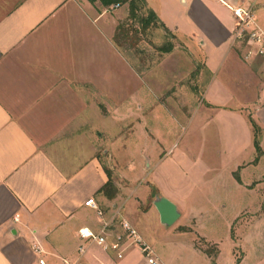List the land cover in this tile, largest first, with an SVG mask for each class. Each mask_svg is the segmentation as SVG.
Masks as SVG:
<instances>
[{"label":"crops","instance_id":"crops-1","mask_svg":"<svg viewBox=\"0 0 264 264\" xmlns=\"http://www.w3.org/2000/svg\"><path fill=\"white\" fill-rule=\"evenodd\" d=\"M223 1L251 7L264 30V0ZM114 4L0 0V264H127L125 254L136 247L126 246L116 259L77 235L86 228L111 241L121 232L119 220L132 226L122 211L127 195L137 203V190L144 194L140 187L122 189L96 154L104 145L103 106L121 100L120 70L110 72L115 63L105 58L108 50L117 64L121 59L111 37L124 11ZM143 6L211 74L212 112L238 120L248 134V107L264 133V57L234 43L226 6L216 0H143ZM149 188L152 202L162 197ZM88 199L95 208L84 204Z\"/></svg>","mask_w":264,"mask_h":264},{"label":"rangeland","instance_id":"rangeland-1","mask_svg":"<svg viewBox=\"0 0 264 264\" xmlns=\"http://www.w3.org/2000/svg\"><path fill=\"white\" fill-rule=\"evenodd\" d=\"M118 6L124 12L111 41L120 63L108 50L105 58L115 63L110 72L120 70L121 100L103 106L104 145L96 154L122 189L144 192L137 190V203L127 195L122 211L160 264H235L242 257L264 264V133L252 110L243 112L256 122L255 135L252 126L245 134L238 120L212 112V78L202 63L158 22L144 24L143 5L134 17L127 2ZM149 184L175 206L170 225L160 222ZM124 257L145 264L137 247Z\"/></svg>","mask_w":264,"mask_h":264},{"label":"built area","instance_id":"built-area-1","mask_svg":"<svg viewBox=\"0 0 264 264\" xmlns=\"http://www.w3.org/2000/svg\"><path fill=\"white\" fill-rule=\"evenodd\" d=\"M220 4L226 6L230 11L232 18L234 19V31L233 40L240 41L247 45V55L264 56V30L259 28L255 22L253 12L249 6H233L230 7L224 3L223 0H216ZM114 4L113 7H116ZM85 205L94 207L91 199L84 202ZM119 227L121 232L116 233L111 241H107L103 232L92 233L86 228L77 230L78 238L88 242L94 243L100 247L102 251H112L116 259L122 257V253L126 246L133 245L139 250L145 260V264H160L157 258L154 256L151 248L140 238L135 229L125 220H119ZM124 243H127L124 245ZM34 252L40 253L39 247H33ZM78 253L83 252V248L79 246L77 248ZM39 264H43L42 259L38 260ZM71 264H83V263H71Z\"/></svg>","mask_w":264,"mask_h":264},{"label":"trees","instance_id":"trees-1","mask_svg":"<svg viewBox=\"0 0 264 264\" xmlns=\"http://www.w3.org/2000/svg\"><path fill=\"white\" fill-rule=\"evenodd\" d=\"M99 1L103 6H107V5L114 4V3L120 4V3L127 2L130 17L135 16L136 10H137L136 8H137L138 4L143 5V0H99ZM146 13H147L146 16L141 18V21L144 22V24L149 23L150 20L158 22V20L156 19L155 15L152 13V11L146 9ZM169 50H170V47H165V48L161 49V51H163V52H168ZM251 126L254 130L253 132L255 135L256 126L252 122H251ZM253 146H254V149L256 152L259 151L258 144L256 143V140H255V136L253 139ZM107 185H108V182H106V186Z\"/></svg>","mask_w":264,"mask_h":264},{"label":"water","instance_id":"water-1","mask_svg":"<svg viewBox=\"0 0 264 264\" xmlns=\"http://www.w3.org/2000/svg\"><path fill=\"white\" fill-rule=\"evenodd\" d=\"M152 203L163 225H170L174 222L177 217V211L169 200L164 197H155Z\"/></svg>","mask_w":264,"mask_h":264}]
</instances>
